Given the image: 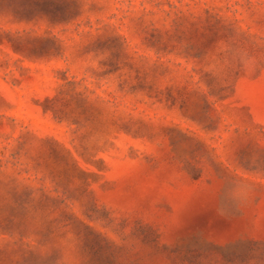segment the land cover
<instances>
[{
    "label": "rangeland",
    "instance_id": "obj_1",
    "mask_svg": "<svg viewBox=\"0 0 264 264\" xmlns=\"http://www.w3.org/2000/svg\"><path fill=\"white\" fill-rule=\"evenodd\" d=\"M0 264H264V0H0Z\"/></svg>",
    "mask_w": 264,
    "mask_h": 264
}]
</instances>
